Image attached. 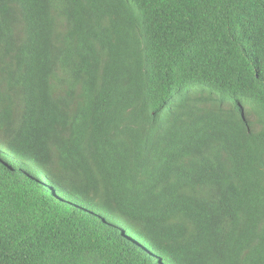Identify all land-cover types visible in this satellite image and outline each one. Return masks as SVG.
<instances>
[{
	"label": "trees",
	"instance_id": "16d2710c",
	"mask_svg": "<svg viewBox=\"0 0 264 264\" xmlns=\"http://www.w3.org/2000/svg\"><path fill=\"white\" fill-rule=\"evenodd\" d=\"M0 158V264H264V0H0Z\"/></svg>",
	"mask_w": 264,
	"mask_h": 264
},
{
	"label": "rangeland",
	"instance_id": "374dc122",
	"mask_svg": "<svg viewBox=\"0 0 264 264\" xmlns=\"http://www.w3.org/2000/svg\"><path fill=\"white\" fill-rule=\"evenodd\" d=\"M0 160H1V161H6L7 158H0ZM10 163H11L12 166H14L15 168H17V167L15 166V163H14L12 160H10ZM30 175L34 176L35 178H38V176L33 175L32 172L30 173Z\"/></svg>",
	"mask_w": 264,
	"mask_h": 264
},
{
	"label": "bare ground",
	"instance_id": "6f19581e",
	"mask_svg": "<svg viewBox=\"0 0 264 264\" xmlns=\"http://www.w3.org/2000/svg\"><path fill=\"white\" fill-rule=\"evenodd\" d=\"M46 195V194H45ZM32 205V204H31ZM67 216V215H66Z\"/></svg>",
	"mask_w": 264,
	"mask_h": 264
}]
</instances>
